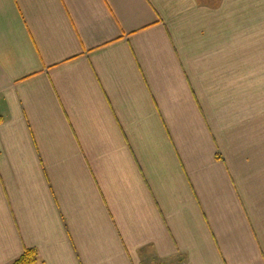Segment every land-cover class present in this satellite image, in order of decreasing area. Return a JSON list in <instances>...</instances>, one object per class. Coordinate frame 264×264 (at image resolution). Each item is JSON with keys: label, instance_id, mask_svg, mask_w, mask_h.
<instances>
[{"label": "crops", "instance_id": "crops-1", "mask_svg": "<svg viewBox=\"0 0 264 264\" xmlns=\"http://www.w3.org/2000/svg\"><path fill=\"white\" fill-rule=\"evenodd\" d=\"M264 264V0H0V264Z\"/></svg>", "mask_w": 264, "mask_h": 264}, {"label": "trees", "instance_id": "trees-1", "mask_svg": "<svg viewBox=\"0 0 264 264\" xmlns=\"http://www.w3.org/2000/svg\"><path fill=\"white\" fill-rule=\"evenodd\" d=\"M37 260V251L34 248H25L22 254L11 264H33Z\"/></svg>", "mask_w": 264, "mask_h": 264}, {"label": "rangeland", "instance_id": "rangeland-1", "mask_svg": "<svg viewBox=\"0 0 264 264\" xmlns=\"http://www.w3.org/2000/svg\"><path fill=\"white\" fill-rule=\"evenodd\" d=\"M138 264H168V262H160V260L156 257H154L153 255H146L144 257H142L140 259V261L138 262Z\"/></svg>", "mask_w": 264, "mask_h": 264}]
</instances>
